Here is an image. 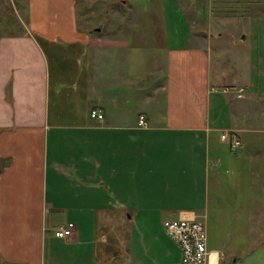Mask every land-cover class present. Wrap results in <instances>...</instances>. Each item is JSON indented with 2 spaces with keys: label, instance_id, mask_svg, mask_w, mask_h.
Segmentation results:
<instances>
[{
  "label": "crops",
  "instance_id": "crops-1",
  "mask_svg": "<svg viewBox=\"0 0 264 264\" xmlns=\"http://www.w3.org/2000/svg\"><path fill=\"white\" fill-rule=\"evenodd\" d=\"M120 2L115 34L82 31L76 0H30L19 33L0 36V264H181L167 218L205 223L209 262L252 264L264 83L212 70L223 1ZM67 221L73 235L56 237Z\"/></svg>",
  "mask_w": 264,
  "mask_h": 264
},
{
  "label": "rangeland",
  "instance_id": "rangeland-1",
  "mask_svg": "<svg viewBox=\"0 0 264 264\" xmlns=\"http://www.w3.org/2000/svg\"><path fill=\"white\" fill-rule=\"evenodd\" d=\"M76 1V19L82 31L90 32L91 28L97 29L101 27L104 33L114 32L115 34L116 29H118L117 25L120 24L118 15L124 11L122 9L123 6H120V0ZM221 1H223L222 4L224 5L216 8H219L228 16L225 18L228 21L221 27L215 28V26H212L209 29L211 34L209 41L213 44L214 49H217L215 44L220 45L223 49L217 50L225 51L226 54L214 55L217 53L215 51L210 56L212 70L219 73L221 69H224L225 73L232 75V79L237 78L238 81H248L256 86L259 83H264V50L255 49L256 43L259 42L261 44L260 37L264 35V0ZM237 1L240 2V7L232 6ZM29 2L30 0H25L24 6L21 7L23 0H0V36L19 33L22 28L21 21H28ZM212 19L214 24L218 21L217 16L212 17ZM217 24L221 25L220 23ZM122 25L128 29L136 25L134 17L129 12L124 18ZM142 27L145 28L146 34V26L143 24ZM116 34H119V32ZM243 34H245L244 40L248 38L247 35H249V39L241 43L240 38H242ZM223 39H225L224 43L221 41ZM234 44H241L240 48L233 46ZM243 50H245V53L242 52ZM256 234L257 241L252 264H264V231H258Z\"/></svg>",
  "mask_w": 264,
  "mask_h": 264
},
{
  "label": "built area",
  "instance_id": "built-area-1",
  "mask_svg": "<svg viewBox=\"0 0 264 264\" xmlns=\"http://www.w3.org/2000/svg\"><path fill=\"white\" fill-rule=\"evenodd\" d=\"M243 89L240 88L239 92ZM240 96V95H239ZM89 116L102 120L103 112L99 108H92ZM138 124L146 125L143 115L139 116ZM219 139L236 150L241 145L239 134L233 129H222ZM163 229L179 246L181 251V264H217L209 262L210 252L207 249V233L205 223L200 219L167 218L163 221ZM75 224L72 221L61 222L54 229V235L59 238H68L73 235ZM235 264H242L237 262Z\"/></svg>",
  "mask_w": 264,
  "mask_h": 264
}]
</instances>
